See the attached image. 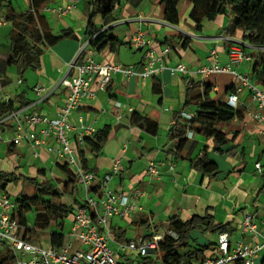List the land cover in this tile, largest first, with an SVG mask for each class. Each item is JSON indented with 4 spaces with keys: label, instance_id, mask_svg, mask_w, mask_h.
I'll use <instances>...</instances> for the list:
<instances>
[{
    "label": "crops",
    "instance_id": "1",
    "mask_svg": "<svg viewBox=\"0 0 264 264\" xmlns=\"http://www.w3.org/2000/svg\"><path fill=\"white\" fill-rule=\"evenodd\" d=\"M10 1L15 13L25 12L31 7V0H0V33L3 36L0 39V61H6L10 53L12 25L8 21L7 7ZM83 1L51 0L44 7L43 13L55 35L71 29L78 39H63L48 48L42 56L40 70L34 71L39 72V77L33 79L32 75L28 77L26 73L22 79L17 78L15 81L9 68L5 74L0 72V99H13L16 106H21L26 101L27 106L20 110L21 114L38 112L49 118L58 117L66 98V91L60 82L68 73L69 65L80 48L88 43L85 30L89 15L87 1L82 3ZM68 7L71 9L68 10ZM55 8H61L64 14L53 13L51 9ZM191 8V0H182L179 6L181 20L175 27L166 23L164 7L158 0H143L138 6L121 5L109 35L118 37L128 45H122L116 51L107 48L101 53L94 52L93 58L99 63L122 65L141 73L147 63L145 55L148 50L160 55L165 47H170L171 53L163 60L164 70L147 80L136 75L125 77L121 73L117 74L103 92L99 90L96 79L92 86L95 98L84 100L72 116L73 122L77 116H84L87 124L97 131L106 126L112 128L102 154L95 158L89 156V167L95 170L98 178L95 184L102 185L115 162L121 160L120 172L112 176L108 187L118 194L137 195L136 205L141 210L127 217H115L112 221L116 249L132 241L126 238L129 228L133 229L136 239L150 236L149 230L142 233L146 226L138 224L146 220L151 221L155 227H160V230L164 229L165 233L172 217L177 216L187 222L196 216L210 214L216 224L228 227L235 240L240 237L245 212L256 214L259 223L264 221V175H259L255 169L257 163L264 167V136L261 134L264 124L255 119L259 109L251 101L248 89L239 95L236 106L244 112V118L222 127L229 141L223 147L224 153L215 151L212 140L197 135L190 138L197 141L195 147L185 151L189 158H177L171 153L175 149V143L169 139L168 133L174 113L183 111V114L193 117L198 109L196 105L184 108L188 80H194L201 85L208 84L211 87L210 97L222 103H227V97L234 91L232 89L240 85L231 74L206 78L199 75L172 74L169 70L180 63L190 72L209 65L213 62L210 55L212 50H216L219 64L227 65L231 40L244 42L242 32H238L234 38L226 36L225 29L229 23L226 16H219L215 21L206 23L202 31L196 32L189 19ZM65 10L68 11L65 13ZM96 24H101L100 17H97ZM139 33H143L147 41V46L142 49L132 44L133 38ZM185 39H188L186 45ZM245 49L247 54L256 50L251 47ZM95 54H99L97 59ZM235 70L239 74L249 75L251 82L260 86L257 77L253 75L252 64H242ZM30 82L33 84L30 85ZM155 82L161 85V95L154 92ZM14 83L19 87L12 90ZM37 86L50 89L52 94L48 97L39 96L34 90ZM30 91L33 95L29 94ZM115 101L125 107L122 112L114 107ZM129 108L133 110L132 113L127 112ZM135 112L157 121L160 125L159 135L152 136L133 127L131 115ZM119 115L122 116L120 120L117 119ZM11 124L12 121L0 127V173L13 174L19 178L6 189L11 201L13 202L12 197L25 194L27 186L34 193L29 179L66 181L63 162L50 155L46 148H34L29 143L20 146L11 143ZM70 136L75 140V133ZM205 147L208 158L218 166L219 174L216 176L204 175L194 167V163L203 156ZM152 164L157 166L159 177L150 176L149 168ZM62 201L71 206V213L65 221L70 220L72 228L73 212L79 204L71 198H64ZM195 233L192 232L191 237L196 246H210L205 251V257L215 256L220 233H212L215 234H211L212 241L202 240L203 245L200 244L199 235L194 237ZM238 233L239 237L236 238ZM122 258L121 256V260Z\"/></svg>",
    "mask_w": 264,
    "mask_h": 264
},
{
    "label": "trees",
    "instance_id": "2",
    "mask_svg": "<svg viewBox=\"0 0 264 264\" xmlns=\"http://www.w3.org/2000/svg\"><path fill=\"white\" fill-rule=\"evenodd\" d=\"M50 1L31 0L29 10L22 13L13 12L11 1L9 2L7 5L9 9L8 21L12 25L10 53L6 61H0V72L5 74L9 67L15 65L19 67L18 72L23 78L27 70H40L42 56L48 48L55 46L63 39H78L71 29L63 30L60 35L53 33L50 23L43 13L44 7ZM84 1H87L89 15L85 30V36L89 42L88 47L94 52L101 53L107 48L116 51L120 46L128 45L118 37L109 35L111 29L105 31L104 29L111 27L116 22V12L121 5L138 6L143 0ZM158 2L164 7L166 23L177 27L181 20L179 6L182 0H158ZM191 5L189 19L196 32L202 31L206 23L215 21L219 16H226L229 20L225 29L226 36L234 38L238 32L243 33L244 43L256 49L248 55L252 58L253 75L257 77L260 87L264 89V0H191ZM97 17L101 18L100 25L96 24ZM187 42L188 39H185V45ZM186 83L187 98L184 108L196 105L198 109L195 115L188 120L183 118V111L174 113L168 133L169 139L175 143V149L171 153L177 158H189L185 151L193 149L197 143L190 139L189 133L191 132L204 139L212 140L215 151L219 154L224 153L223 147L229 141L222 127L235 120H242L244 112L228 103L212 99L210 97L211 87L208 84L201 85L194 80H188ZM232 90L235 91V88ZM154 92L156 95L162 93L161 85L157 82L154 84ZM24 102L21 106H16V101L13 99H10L8 103L2 102L0 99V121L10 115L12 111L27 106L26 101ZM131 124L152 136L159 135V123L148 116L135 112L131 115ZM111 129L110 126H106L98 130L93 137L85 139L84 146L78 147L81 167L85 173H95V170L89 167V156L95 158L102 154L104 146L109 141ZM206 148L203 149V156L194 163V167L204 175L216 176L219 174L218 166L208 158ZM62 168L67 178L66 181L59 179L53 182L47 178L41 181L29 179V183L34 187L33 195L30 197L17 196L14 203L17 206L14 218L18 220L22 228L26 229L29 226L26 218V208L29 205L36 209L34 228L37 236L41 233L44 234L51 225H56L60 229L59 233L50 235V245L56 248L62 247L65 243L67 237L63 232L65 218L71 213V206L64 204L62 200L71 198L79 206L83 205V200L80 201L77 196L78 187L81 186L80 174L65 162H63ZM18 180L19 178L13 174L0 173V188L6 192L7 187ZM95 187L93 194H100L99 185ZM138 224L146 226L147 230L152 231V234L147 236L148 239H152L161 231L160 227H155L148 220L142 223L138 222ZM167 229L176 233L177 238L168 233L163 234V240L158 248L162 264H201L206 258L205 251L210 246H196L191 242V233L199 230L204 233L229 232L226 225L216 224L214 217L210 214L196 216L187 222H183L177 216L172 217L169 219ZM0 264H14V256L6 246L0 249Z\"/></svg>",
    "mask_w": 264,
    "mask_h": 264
},
{
    "label": "built area",
    "instance_id": "3",
    "mask_svg": "<svg viewBox=\"0 0 264 264\" xmlns=\"http://www.w3.org/2000/svg\"><path fill=\"white\" fill-rule=\"evenodd\" d=\"M70 9L71 7H68V10ZM51 11L64 14L61 8L51 9ZM67 11L65 10V13ZM231 41L228 53L229 63L225 66L219 64L217 52L212 50L210 55L213 62L209 65L190 72L184 64L180 63L169 70L172 74L199 75L206 78L222 74L235 76L240 85L227 97V103L236 107L239 95L248 89L251 101L256 103L259 109L255 119L258 123L264 124V89L252 83L249 75L239 74L235 70L242 64H252V58L245 50V47L250 46L244 42ZM88 43L80 48L76 58L69 65L68 73L60 82L66 91V98L57 119H50L38 112L21 114L22 108L12 111L0 121V127L12 121L10 141L13 145L29 143L34 148H46L47 152L54 154L58 161L65 162L80 174L81 187L84 190L83 205L78 206L73 212L72 228L68 236L70 240H65L64 245L59 248L52 245L42 248L28 241L26 237L21 238L20 230L23 228L14 218L16 205L11 201L10 195L0 188V249L3 246L10 249L14 256V264H123L120 252H115L111 247L112 221L115 217H127L141 210L136 205L137 195L118 194L108 187L112 176L120 172L121 160L115 162L110 174L103 179V184L99 186L100 194H93L97 176L93 172L85 173L82 170L78 147L84 146L85 139L93 137L97 130L87 124L84 116H77L75 122L72 121V116L84 100L95 98L92 86L96 79L101 91H105L113 77L120 73L125 77L136 75L147 80L164 70L163 60L171 53V49L165 47L160 55H156L153 50H148L145 55L147 63L144 71L138 73L133 68L122 65L97 62L93 58L94 51L88 47ZM132 44L139 49L146 47L147 41L144 39V34L136 35ZM21 83L20 80L19 84ZM34 90L39 96L48 97L52 94L51 90L44 86H37ZM9 100L8 97L1 99L5 103ZM113 104L121 112L125 108L117 101ZM127 112L132 113L133 110L129 108ZM121 118V115L117 117L118 120ZM183 118L188 120L192 117L183 114ZM73 133L76 134L75 140H72L70 136ZM261 134L264 136V130ZM189 137L194 138L196 134L191 132ZM51 141L58 147L53 148ZM255 169L259 175H264V167L261 163H257ZM149 174L151 177H159L160 173L155 164L150 166ZM165 233L177 238L173 231L166 229ZM163 237V234L153 236L152 239L140 237L120 245V250L132 251L140 258H146L158 253ZM71 240L76 243L75 247ZM261 257L264 259V221L259 223L256 214L247 211L241 223L240 237L235 240L229 232L220 233L216 255L206 257L201 264H256Z\"/></svg>",
    "mask_w": 264,
    "mask_h": 264
},
{
    "label": "rangeland",
    "instance_id": "4",
    "mask_svg": "<svg viewBox=\"0 0 264 264\" xmlns=\"http://www.w3.org/2000/svg\"><path fill=\"white\" fill-rule=\"evenodd\" d=\"M82 3H85V1H83ZM55 32L58 33V31H55ZM2 38H3L2 33H0V39H2ZM97 57H99V54H95V58L96 59H97ZM80 63H81V61H80ZM222 66H225V65H222ZM9 69H10V71L12 73V79H14L15 81L17 80V78L22 79V76L18 72V69H19L18 66L14 65V66L9 67ZM26 73H27L28 77H29V75H32L31 77H33V79H36L37 77H39L38 75H40L39 72H34L31 69L27 70ZM25 79H28V78L25 76ZM32 84L33 83L30 82V85H32ZM16 87H19V86L17 85V83H14V86H13L12 90H15ZM29 94L33 95L31 91L29 92ZM57 118H55V119H57ZM50 119H53V118H50ZM51 142H52L51 146H53V148L58 147V145H56L55 142H53V141H51ZM49 154L54 156V154H52L50 152H49ZM48 173H49L48 175L51 176V173L50 172H48ZM30 195L31 196L33 195V191L30 190V186H27L25 188V194H23L22 196H30ZM77 196H78V198L80 200H84V190L82 189L81 186L78 187ZM12 200L15 203L16 198L12 197ZM262 201H264V197H263ZM27 206L28 207L26 208V218H27L29 226L26 229L25 228L21 229L22 231L20 230V232H21L20 236H21V238H25L26 237L28 239V241H30L31 243H33L36 246H39V247H42V248H48L50 246V235L54 234V233H59L60 229L57 228L56 225H51L45 231L44 234L41 233L39 236H37L36 235L37 232L35 231V228H34L35 219H36V209L35 208H31L29 205H27ZM163 230L164 229H161L159 234H164ZM70 231H71V221L70 220H66L63 232H64V235L67 236V238H66L67 241L70 240L69 237H68L69 234H70ZM146 231H148V230L147 229H143L142 233L146 232ZM194 232H196L194 234V237H196V235H199L198 239L200 240V244H202V245L204 244L205 240L206 241H210V240L212 241L213 240L212 235H215V234H212L210 232L209 233L208 232L204 233V232H202L200 230L199 231H194ZM149 234H152V231H150ZM206 234L209 235V236H207ZM235 237L238 238L239 237V233L236 234ZM126 238H127V240H132V241H134L136 239L133 229L129 228L128 236ZM202 240H204V241H202ZM70 242L72 243L73 247L76 246V243L72 242V240ZM192 243H194V241H192ZM111 247L114 250H116V252H120L121 256L123 257L122 260H121V262L123 264H162V260L159 258V254L158 253L154 254V255H151V256H148L146 258H140L138 256V254H136L135 252H132V251L123 252L120 249H116L114 241L111 243ZM256 264H263V258L261 257L260 259H258L256 261Z\"/></svg>",
    "mask_w": 264,
    "mask_h": 264
},
{
    "label": "water",
    "instance_id": "5",
    "mask_svg": "<svg viewBox=\"0 0 264 264\" xmlns=\"http://www.w3.org/2000/svg\"><path fill=\"white\" fill-rule=\"evenodd\" d=\"M114 26L112 25L111 27H109V28H107V29H105V30H108V29H112Z\"/></svg>",
    "mask_w": 264,
    "mask_h": 264
}]
</instances>
